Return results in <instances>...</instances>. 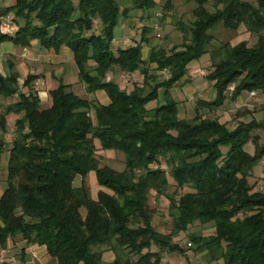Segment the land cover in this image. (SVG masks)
Here are the masks:
<instances>
[{"label":"trees","instance_id":"16d2710c","mask_svg":"<svg viewBox=\"0 0 264 264\" xmlns=\"http://www.w3.org/2000/svg\"><path fill=\"white\" fill-rule=\"evenodd\" d=\"M188 1L197 5L191 26L179 23L184 42L170 49L155 45L147 58V27L138 43L114 49L115 29L130 11L117 0H15L1 13H13L23 23L14 35L0 33V43L27 47L37 41L53 52L68 47L87 92L103 91L110 99L102 104L81 97L60 81L49 91L51 103L43 107L32 88L37 75H28L24 86L29 91L20 93L18 75L0 73V96L18 97L6 106L5 115H20L0 193L1 248L19 236L44 247L54 264H103L106 251L114 254L107 264H163V253H185L174 238L200 221L213 222L215 232L191 233V248L204 252L210 262L264 264V192H252L248 181L264 157V144L252 134L264 129V121L240 120L231 128L217 118L181 119L171 95L189 64L209 52L210 31L219 24L233 30L243 24L259 34L258 42H225L211 51L206 79L215 98L199 99L198 105L219 108L232 86L235 99L245 91H264V0H256L257 5L247 0ZM210 1L214 11L207 8ZM156 5V0H133L137 9ZM164 7L171 11L173 0ZM95 19L98 32L92 31ZM114 66L141 72L143 84L121 88L107 78ZM162 71L169 76L161 79ZM161 89L163 100L158 102ZM154 101L157 105L148 108ZM5 115L0 114L1 131ZM250 142L253 154L245 148ZM5 147L0 135V154ZM99 149L121 152L124 170L101 165ZM162 164L178 187L191 188L179 198L169 197L173 229L168 234L152 224L149 205L151 190L167 191L168 172ZM90 172L103 187L96 198L86 183ZM78 176L81 184L75 185Z\"/></svg>","mask_w":264,"mask_h":264},{"label":"rangeland","instance_id":"374dc122","mask_svg":"<svg viewBox=\"0 0 264 264\" xmlns=\"http://www.w3.org/2000/svg\"><path fill=\"white\" fill-rule=\"evenodd\" d=\"M5 1L9 3L10 0ZM247 1H250L254 5H257L256 0ZM117 2L119 3L121 9L129 8L130 11L128 13V16L122 17V20L116 27L115 39L123 35L129 36L130 39L128 38V40H126L127 44L126 41L123 42L125 46H128L138 43L141 40L142 36L145 34V36L148 37V41L143 43L144 58L148 57L150 49L155 45L170 49L174 44L183 43L185 38L180 31L179 23L181 22L185 25L191 26L192 20L194 19L192 12L197 5L194 1L189 2L188 0H173V8L171 9V11H168L164 7L166 0H156L157 5L149 10L133 8V0H117ZM77 3L78 0H75V4ZM207 8L209 11L215 10V6L212 1L207 4ZM99 27L100 22L95 19L94 29L92 31L98 32ZM145 27H147L149 31L144 32L143 34V28ZM210 33L213 35V40L208 47L209 52L203 56V60H205V66L201 69L199 68V70L192 67L188 68L187 80L181 81L174 86V89L176 88L175 95L178 101L179 118L193 120L197 115L208 118H217L220 121H225L231 128L235 127L240 120L245 122H250L252 120L264 121V91H256V96L254 97L250 96V94L247 95L244 105L235 106L237 98H232L231 89L234 87L232 86L229 89L226 102L219 108L210 110L198 105L199 99H205L209 101L215 98V90L210 82L206 79V75L209 73L210 69H212V61L210 58L211 51L218 48L222 43L225 42H229L230 44L234 45L240 41L245 40L248 46H254L255 44H257L259 38V34L249 32L246 29V26L243 24L237 30L226 29L222 24H219L213 30H211ZM261 35H264V31L261 32ZM135 38H137L138 40H136ZM113 47L115 50L119 48L114 44ZM90 64L93 65L92 62H90ZM151 67H155V64H152ZM190 72L194 73L195 76ZM120 75L121 80H123L125 83L130 84V87L134 84H143V74L141 72L137 71L133 75L132 73L123 72ZM159 75L161 79H164L169 76V73L168 71H162L159 72ZM188 83H190L192 87H194L195 92L186 95L182 91V87L184 84ZM162 91L163 89L160 90V98L158 102L163 100ZM245 92L247 93V91ZM15 99H17V97H15ZM8 101L12 100H8L5 97L0 96V114H2L5 110V106L7 105ZM41 101L43 107H47L51 103L49 92L47 96H42ZM155 103L157 105V102L154 101L149 103L147 107L150 108L154 106ZM11 119L12 118L9 119L10 124L13 121ZM0 132L1 138L4 139L5 136H7L6 140H8L5 151L0 154L1 189L6 187V171L7 162L9 159L7 152L13 138L15 137V130L14 132L8 133V135H6L5 132ZM252 134L259 135L260 144H264V129L255 130ZM97 145L99 146L98 142ZM245 148L249 153H254V146L251 142L246 145ZM98 151L101 165H108L119 171L124 170L125 162L123 161V154L121 152H109V150L102 151L101 149H99ZM162 167L168 172L169 184L166 194L161 195L158 194L156 190H151L149 205L153 211L152 224L160 233L168 234L173 229V223L171 215L169 213V197L172 195L176 198H179L184 193L191 191V188H189L188 186H184L182 188L178 187L176 182L171 178L168 167L165 164H162ZM248 181L252 187V192H264V157L262 158L261 162L254 168L251 176L248 178ZM86 183L89 185L93 197L96 198L100 186L98 185L95 172L89 173V175L86 177ZM74 184L80 185L81 177H76V179L74 180ZM214 232L215 227L213 222L202 223L200 221H195L192 225H190L187 231L181 232L174 238V241L178 242L184 248L185 253L181 254L178 252H173V254L167 255V252H165L163 253V258L167 257V259L165 261L162 259V263L166 264L169 262V260H173L174 264H217L215 262H210L204 252L195 251L194 249H192L189 238V235L191 233L208 236L213 234ZM11 246V252L14 253L12 255H14L16 260L18 261V263L16 264H25L28 259H26V253L24 249L21 248V244L15 243V246ZM153 249L156 250L157 247H154ZM113 258V252L106 251V253L104 254L105 261L103 264H107L106 262L112 261ZM54 263V259H51L47 263L43 264ZM35 264H41L40 258L39 260L35 261Z\"/></svg>","mask_w":264,"mask_h":264},{"label":"crops","instance_id":"0c3cea01","mask_svg":"<svg viewBox=\"0 0 264 264\" xmlns=\"http://www.w3.org/2000/svg\"><path fill=\"white\" fill-rule=\"evenodd\" d=\"M15 3V0H10L9 3H7L5 0H0V33H7L10 35H14L17 29L19 28V25L23 23L21 19L15 18L13 13H9L11 18L9 21H6V16L1 15V13L5 10L6 7L11 6ZM6 21L7 26H4L3 23ZM126 28V27H125ZM129 36L123 35L118 38H114V45H117L119 48H126L128 46L124 45V41L128 40ZM130 39V38H129ZM138 40L137 38H135ZM127 44V41H126ZM204 57H202L199 60L192 61L189 64V68H194L199 70L202 67L205 66V60H203ZM196 71V70H195ZM0 73L3 75H11L12 73H16L18 75V84L21 88L22 92L28 93L29 88L24 86V82L28 75H37V79L33 83V89L37 91V93L40 94L41 98L42 96H47L48 92L60 84V81H63L64 83L71 84L72 90L80 95L81 97L88 98L90 100H96L99 101L102 104H108L110 102L109 97L103 92V91H97L94 93H89L86 90V85L80 81L78 73V67L76 65V62L74 60V56L72 51L68 47H62L59 52H50L49 50L45 49L43 46L40 45L37 41H33L30 46L23 47L14 44L13 42L7 40L2 43H0ZM121 73H123L117 66L113 68V70L108 74V79H112L116 83L119 84V86L126 90H131L132 86L130 87V84L125 83L123 80H121ZM191 73V72H190ZM135 73H132V75ZM194 75V73H191ZM195 76V75H194ZM187 80V75L182 79V81ZM183 92L184 94L188 95L193 92H195L194 87L190 83L183 85ZM176 88L174 87L171 89L172 96L177 100L176 98ZM249 95V92H243L240 96H238L236 100L235 106L244 105L245 98ZM15 97H9L6 98L8 100L7 105L14 102ZM15 99V100H14ZM47 102V100H46ZM49 102V100H48ZM6 105V106H7ZM5 106V108H6ZM156 106V103L154 106L150 107L153 108ZM5 115V110L3 113ZM6 129L5 132L6 135L10 132H14L15 130V122L19 115L10 113L6 114ZM12 118L13 120L10 124L9 119ZM221 119V118H220ZM225 122V121H222ZM1 131V130H0ZM1 133V132H0ZM14 135V133H13ZM5 136V142L6 147L8 140H6ZM5 151V150H4ZM114 150H109V152H113ZM99 152V151H98ZM117 152V151H116ZM9 155V152H7ZM123 161H124V155ZM99 189H103V187H99ZM0 193L3 192L4 188L0 189ZM16 244H21V248L24 249L26 253V259H28L25 264H35V261L39 260L40 263H47L50 261L51 258L44 247L37 246V245H29L24 240H22L19 236L15 238H10L8 242L7 248H0L5 249V253L0 252V263L6 262L8 264H16L18 261L16 260L15 256L12 251V246H15ZM106 253V252H105ZM173 252H167V255H171ZM167 257H164L163 260L165 261ZM174 261L169 260L166 264H174Z\"/></svg>","mask_w":264,"mask_h":264},{"label":"built area","instance_id":"2783aa9c","mask_svg":"<svg viewBox=\"0 0 264 264\" xmlns=\"http://www.w3.org/2000/svg\"><path fill=\"white\" fill-rule=\"evenodd\" d=\"M10 18H11V17H10L9 15H7V16H6V21L10 20ZM6 21L3 23L4 26H7ZM250 96H252V97L256 96V92H255V91H251V92H250ZM0 252H1L2 254L5 253V249H1Z\"/></svg>","mask_w":264,"mask_h":264},{"label":"water","instance_id":"95a60500","mask_svg":"<svg viewBox=\"0 0 264 264\" xmlns=\"http://www.w3.org/2000/svg\"><path fill=\"white\" fill-rule=\"evenodd\" d=\"M20 93H22V91H20Z\"/></svg>","mask_w":264,"mask_h":264}]
</instances>
